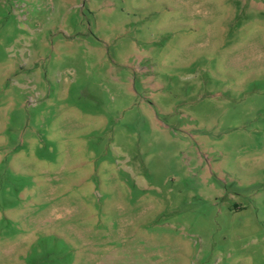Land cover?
<instances>
[{
  "label": "rangeland",
  "instance_id": "obj_1",
  "mask_svg": "<svg viewBox=\"0 0 264 264\" xmlns=\"http://www.w3.org/2000/svg\"><path fill=\"white\" fill-rule=\"evenodd\" d=\"M0 264H264V0H0Z\"/></svg>",
  "mask_w": 264,
  "mask_h": 264
}]
</instances>
